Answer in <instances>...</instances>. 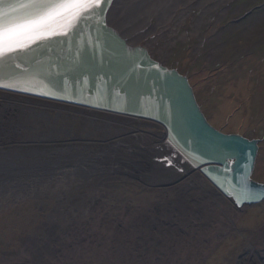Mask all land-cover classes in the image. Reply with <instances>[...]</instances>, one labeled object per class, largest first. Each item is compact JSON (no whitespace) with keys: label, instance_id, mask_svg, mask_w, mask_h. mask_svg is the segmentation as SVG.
<instances>
[{"label":"rangeland","instance_id":"1","mask_svg":"<svg viewBox=\"0 0 264 264\" xmlns=\"http://www.w3.org/2000/svg\"><path fill=\"white\" fill-rule=\"evenodd\" d=\"M126 2L115 1L112 10L120 6L122 15L110 18L112 25L186 75L215 128L259 140L252 178L264 183V0ZM147 26L151 35L141 39ZM30 99L0 91L1 109L25 123L11 143L0 145V264H264V202L237 207L172 149L162 127L126 117L146 132L139 139L147 142V154L122 164L125 150L112 152L114 158H102L107 164L116 159L120 169L93 176L90 185L70 186L75 175L55 169L79 158L89 159L81 171L95 169L90 148H96L72 139L80 122L47 117L66 105L40 101L39 109L53 112L43 114L30 108L40 104ZM61 127L71 132L53 137ZM135 151L144 152L140 146ZM39 176L44 180L21 186L28 194L10 192L20 177ZM98 184L97 200L89 211L80 210ZM179 198L194 200L196 212L172 220L162 215L167 224L160 232L134 228L139 216Z\"/></svg>","mask_w":264,"mask_h":264},{"label":"water","instance_id":"2","mask_svg":"<svg viewBox=\"0 0 264 264\" xmlns=\"http://www.w3.org/2000/svg\"><path fill=\"white\" fill-rule=\"evenodd\" d=\"M75 27L53 15L40 32L17 38L0 58L1 92L155 123L167 143L237 207L264 202V183L252 178L259 140L210 124L189 78L133 45L108 20ZM32 0H0V21L19 22L41 10ZM69 31L67 37L58 35Z\"/></svg>","mask_w":264,"mask_h":264},{"label":"bare ground","instance_id":"3","mask_svg":"<svg viewBox=\"0 0 264 264\" xmlns=\"http://www.w3.org/2000/svg\"><path fill=\"white\" fill-rule=\"evenodd\" d=\"M115 1L117 2V0H115ZM115 1H114V3H115ZM114 3H113V5H112V7L108 13V20H109V23L111 25L113 23H111L110 18L119 19V17L122 15V14L118 13V12H121L120 6H119V9L117 7L116 9L112 10ZM126 3H127L126 0H122L121 4H123L125 7ZM121 7H123V6H121ZM158 18H160L159 15H158ZM146 19L147 18L144 16V20H143V23L141 25L142 30L145 29L144 26H146L145 25ZM159 25L160 24H158V26ZM113 27L119 31V29L116 26H113ZM148 28L149 29H146L147 31H145V32H143L142 30H141V32H139L138 36L141 39H146L148 36L151 35L150 31L152 30L151 29L152 27L149 26ZM12 95L15 96L17 94H12ZM20 98H22V97H20ZM30 100H32V99H30ZM32 101H37L36 103H40V101L43 102V100H39V99H35ZM32 101H30V102H32ZM44 102L50 103L49 101H44ZM38 105L44 106V104H41V103ZM22 125H25L24 121H22V118L21 119L18 118V116L16 114L8 112L6 109H1V106H0V145L2 143H11L13 137L15 135L20 134V132H21L20 126L24 128V126H22ZM59 133H60V131H58L56 135H53V137H55V136L59 137L58 136ZM92 158L94 159V162L96 163L95 167H94L95 169H93V170L90 169V170H85V171L82 170L81 171V169H83L86 166L85 162L87 163L89 159L88 160L86 159L84 162L80 158L74 164H71L70 166H66L65 170H63L61 167H57V168L53 167V168L54 169L56 168L55 170H61L60 172H56L58 174H62L65 176H69L70 174L75 175V179H72L70 181V183H71L70 186L75 185L76 187H78V186L81 187L84 185H90L93 176L97 175L98 177L99 176L102 177V175H105L108 171L109 172H116L118 169H120V167H118L119 162L116 159L113 163L107 164L104 162L102 157L95 156ZM38 159H39V161H38ZM38 162H41L40 158H37V161L34 164H36ZM133 163H135V162H133ZM164 165H165V163H164ZM168 165H169V167L171 166V167L176 168L177 162H174V161L169 159ZM0 166H1V161H0ZM43 166L44 165L42 164L41 167H43ZM27 178H29V177H27ZM43 180L44 179L41 178V176H39L37 179H25V178L20 177V179L16 181L18 186L14 187L12 185V187H11L12 189L10 192L13 194H16V195H20V196H22L24 194H28L27 192H29V191H27L25 189L24 190L21 189V186H26V185L28 186L31 183H39ZM100 185L101 184H98L96 186L92 185L93 187L89 189V191H88L89 194L87 195V197H89V200L85 201L87 204V207L86 208L82 207V208H80V210H84L86 212L90 210L91 205L95 202V200H97L98 196L100 195V193L103 190V188L99 187ZM0 186H1V183H0ZM1 194H4V193L1 191V187H0V195ZM174 200H176V199H174ZM192 201L194 202V200H192ZM175 202L176 203H173L170 207L168 206V208H166V209L163 207L164 209L162 208V210L159 209V207H153L146 214L139 216L136 221L132 222V223H134L133 224L134 228L144 230V232L148 233V234L160 232L162 230V227L167 224L166 219L161 218L162 215H164L168 219H171V218L175 219L173 216L177 215L180 218H184V217L188 216L189 214L196 212L197 208L195 207V204L191 201H189V203H188L183 198H179Z\"/></svg>","mask_w":264,"mask_h":264},{"label":"flooded vegetation","instance_id":"4","mask_svg":"<svg viewBox=\"0 0 264 264\" xmlns=\"http://www.w3.org/2000/svg\"><path fill=\"white\" fill-rule=\"evenodd\" d=\"M32 110L39 113H53L49 109H39L44 108L40 105L30 107ZM68 110L61 111L60 109L55 110L53 115L49 114L47 117H54L57 121L61 119L74 120L81 123V132L76 133V137L72 139L81 141L82 143L86 139L87 145L96 148H90V157H115L113 153H116L118 150H125L124 155L120 158H123L122 164L132 162V156L135 154L145 155L147 152L146 141L142 140L140 142L139 135L141 133L146 135V132L143 129L135 127L133 124L138 123L134 120L127 119L123 116L112 115L104 112L94 111L86 108L76 107V106H66ZM39 110V111H38ZM49 111V112H48ZM119 118H122L120 120ZM114 119V120H112ZM77 132V127H74ZM60 132H68L71 130L61 127ZM78 137V138H77ZM100 141L97 142V140ZM133 140H136L137 143H134ZM140 146V151H135ZM79 148V147H77ZM113 152V153H112ZM139 155V156H140ZM129 158V159H128ZM161 164V163H160ZM98 177V176H97ZM100 179H103L99 176Z\"/></svg>","mask_w":264,"mask_h":264},{"label":"snow or ice","instance_id":"5","mask_svg":"<svg viewBox=\"0 0 264 264\" xmlns=\"http://www.w3.org/2000/svg\"><path fill=\"white\" fill-rule=\"evenodd\" d=\"M109 0H32L29 7L39 9L37 15L19 22L0 21V58L15 52L19 45L16 40L24 33L40 32L53 15L58 17H69L75 27H90L89 21L102 24L104 13L101 10ZM67 37L69 31L56 33ZM10 87V85H0Z\"/></svg>","mask_w":264,"mask_h":264}]
</instances>
